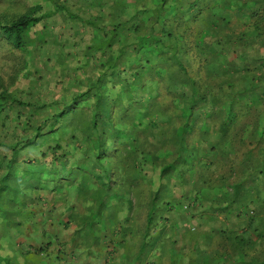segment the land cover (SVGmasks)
<instances>
[{
	"label": "trees",
	"instance_id": "obj_1",
	"mask_svg": "<svg viewBox=\"0 0 264 264\" xmlns=\"http://www.w3.org/2000/svg\"><path fill=\"white\" fill-rule=\"evenodd\" d=\"M135 2L133 13L122 19L126 1H114L107 13L111 17L110 30L98 25L103 18L98 17V23V19L88 21L95 34L82 60L75 58L77 68L74 64H62L61 74L78 79L84 90L80 85L63 88L60 100H44L42 104L9 97L10 108L29 112L34 118L39 116V121H24L23 135L17 136L9 147L10 158L0 160V264H61L72 257H60L66 244L45 231L41 236H51L50 240L45 239L38 247L29 246L27 250L18 238L28 236L30 230L46 229L42 221L44 213L37 211V218L28 207L29 202L40 200L32 191L44 189L46 183H50L56 195L65 190L74 191L76 199L88 202L78 228L72 219L74 214L71 215L76 228L72 240L84 239L99 232L98 226L103 227L117 204L124 201L131 204L130 188L139 187L150 171L149 188L154 185L153 177L159 178L160 185L150 189L153 196L149 203V225L158 200L169 206L161 195L165 191L163 181L179 173L180 166L189 164L196 151L194 145L188 147L193 132L203 134L207 130L206 123L201 124L200 120L208 105L212 107L205 114L207 118L226 115L227 119L216 131L218 141L205 155L216 154L224 163L236 156L238 164H231L232 174L239 175L242 162L254 159L255 146L251 140L264 143V124L260 126L259 121L248 142L245 143L246 136L238 138L248 127L243 124L237 126L228 151L226 144H220L226 137V128L235 122V109H242V97L234 91L245 90L229 85L230 90L225 93L217 80L224 54L221 31L225 30L222 42L225 47L247 37V32L237 26H249L256 37H261L264 0ZM61 10L70 18H77L66 8ZM43 11L42 4L34 2L10 22L0 17V36L23 53H28L30 46L38 50L46 42L45 36L37 32L32 36V31L51 16ZM91 64L92 71L87 72L85 79L80 78L76 72L87 71ZM194 65L198 67L195 70ZM240 66L247 73L256 69L253 64ZM72 71L76 74L73 77ZM203 71L205 82L199 78ZM223 73L228 75L226 71ZM4 94L7 96L8 92L0 93V115L7 103ZM1 146L4 144L0 143ZM37 148L38 156H34ZM25 149L30 150L23 153ZM243 151L247 153L244 157L243 153L238 154ZM258 152L261 154L262 150ZM119 161L125 162L128 171L123 181L114 168ZM29 177L35 179L33 187L27 186ZM240 186L239 182L233 184L236 189ZM11 231H16L18 236H13ZM261 233L264 235V229ZM94 240L98 243L99 237ZM239 241L236 240V245H240ZM76 245V242L72 244L71 249L76 250ZM237 264H264V259L242 257Z\"/></svg>",
	"mask_w": 264,
	"mask_h": 264
},
{
	"label": "rangeland",
	"instance_id": "obj_2",
	"mask_svg": "<svg viewBox=\"0 0 264 264\" xmlns=\"http://www.w3.org/2000/svg\"><path fill=\"white\" fill-rule=\"evenodd\" d=\"M114 1L117 2L0 0V17L4 22H10L15 16L23 14L34 2L41 3L43 12L51 15L42 22V26L32 31V36L35 32L39 36H45L46 42L37 48L38 50L30 46L29 52L23 53L11 47L10 43L0 36V93L5 90L9 95H3L7 98V103L0 115V143L4 144L0 147V160L10 158L9 147L23 135V122L30 119L39 121V116L34 118L28 115L29 112L21 113V109L10 108L12 105L8 102L9 97L35 104L58 99L63 91L58 87L56 92L54 88L58 83L62 64H76L75 58L85 53V44L90 37L85 35L83 41H79L80 37L76 35L74 26L76 19L62 13L61 9L66 8L74 17L92 18L100 12L103 15L110 12ZM125 1L122 19H126L136 9L135 0ZM110 23L111 17L106 20L107 30H110ZM236 28L247 32V37L241 42H233L235 45L232 47H225V44H222L225 30L221 31L224 54L222 53L223 60L219 64L221 73L217 76L225 93L230 90V87H227L229 85L245 90L242 93L234 91L242 97V109H235V122L226 128V137L220 143L222 146L226 144L227 151L238 125L248 126L244 128L241 136L237 135L238 138L246 136V143L250 134L258 128V122L260 121V126L264 124V33L261 37H256V33H252L249 26ZM237 46L239 47L236 48ZM243 63L253 64L256 69L244 72L240 68ZM75 64L74 67L77 68ZM196 68L197 65H194L193 69ZM224 71L228 75H225ZM70 73L71 77L76 75L73 71ZM62 76L69 78L66 73ZM199 78L205 82L204 71L199 74ZM63 82L65 86L68 84L70 88L73 87L72 79ZM259 88L263 90L260 91ZM211 107L208 105L205 108L200 120L201 124L206 123L207 130L203 134L199 131L193 132L189 141L188 147L194 145L196 148L189 164L180 166L179 173L163 181L165 191L161 195L169 206L158 200L148 225L149 203L153 196L150 189L155 190L160 185L159 178L153 177L154 185L149 188L151 185L147 181L150 178L148 171L149 178L147 176L145 181L142 180L143 183L139 187L130 188V205L126 201L120 202L112 216L105 220L103 227L98 226V233H91L84 239H74L78 247L75 250L78 252L76 264H237L242 257L244 260L264 259V235L261 233L264 229V174L260 173V170L264 171V143L251 140L255 146L252 152L255 154L254 159L242 162L239 175L232 174L231 164H238L236 156L224 163L216 154L210 157L205 155L218 141L215 138L216 131L227 119L226 115L207 118L205 114ZM17 112L20 115L18 123L15 118ZM259 150H262L261 154ZM245 151L238 154L243 153L244 157L247 155ZM120 161L114 168L123 181L126 180L128 171H125V162ZM96 171L98 172L97 168ZM238 182L241 186L236 189L233 184ZM65 191L67 193L58 195V200L70 202V209H73L74 214L72 219L74 218L78 228L77 224L85 214L88 202H85V199H76L74 191ZM165 194L168 195L167 198ZM73 230L76 232L75 227L63 230L61 235L71 236ZM11 233L18 236L16 231ZM95 235L99 237L98 243L94 242L97 237ZM236 240H240V245H236ZM66 244L70 247L72 240ZM67 260L70 263L76 261L74 256Z\"/></svg>",
	"mask_w": 264,
	"mask_h": 264
},
{
	"label": "crops",
	"instance_id": "obj_3",
	"mask_svg": "<svg viewBox=\"0 0 264 264\" xmlns=\"http://www.w3.org/2000/svg\"><path fill=\"white\" fill-rule=\"evenodd\" d=\"M95 15L96 16H94L92 18L90 16L87 18H84L82 16L75 18L76 22H75L74 26L76 27V31H77L76 35H78V37H80L79 41H81V40L83 41V39H84L83 37L85 35H88L90 37L89 40L87 41V43L85 44V48H84L85 51H86L87 47L90 45V43L93 39V36L95 34L93 27L91 25H89L87 22L88 21L93 22L92 19H98L97 20V23H98V21H99L98 17L103 18V20H101V22H99V24H98L101 28H103V27H106L105 26L106 20H108L107 13H105L103 15V13L100 12L99 14H95ZM78 27H79V29H78ZM106 29H107V27L105 28V30ZM83 54H82V56L78 57L80 60H82ZM76 59H75V61H76ZM93 62H94V60H93ZM92 69H93V65L90 68H87V71L78 70L76 73L77 74L80 73L79 77L82 79H85L87 72H91ZM67 79H69V78H66V77L63 78L62 74H59V77L57 78L58 83L55 85L54 90L56 91V88H58V87H60L61 91H63V88H67V87L70 88V85L67 84V86H65L66 84H64V82H63L64 80H67ZM72 80H73L72 85L73 86L74 85H80L79 87L81 89L82 85L79 84L78 79H76V80L72 79ZM58 84H60L61 86ZM84 89L85 88L82 87V90H84ZM77 90H79V89H77ZM59 95H60V97L58 99L53 98L51 100H60V98L63 94H59ZM29 150L30 149H25L23 151V153H26ZM35 150L37 152H35ZM38 151H39L38 148L34 149V153H33L34 156L35 155L38 156ZM23 153H21V154L23 155ZM22 155L20 156V159H23L24 155L23 156ZM39 157H40V155H39ZM38 160H41V159L38 158ZM47 164H49V162ZM46 167H47V165H46ZM35 183H36L35 179L29 177L28 182H27V186L33 187ZM52 189L53 188L50 187V183H46L44 189H37V190L32 191L33 193L38 194V196H40V200L36 199L34 201L29 202L28 207H29L30 211L35 212V215H36L35 217H37V218L39 216L37 211L44 213L43 217H42V221H44V223H46V226H45L46 229L42 231V227H40L35 232L30 230L28 232V236L20 235V237H18V238L22 242V248H25V250H27V247H29V246H39L40 244H42V242H44L45 239H46V241L50 240L51 236H47V237L41 236V234L44 231L46 233L51 234L53 238L58 239L59 242L62 244L68 243L74 237L73 236L74 230H73L71 236H62L61 235V232L63 230L67 231V230H69V228L75 227L74 223H71L72 222L71 215H72L73 209H70V202L65 203V201L58 200V195H56V193ZM32 196L35 197L37 195H32ZM72 243L74 244L75 241L72 240ZM71 245L72 244H70V247H69L66 244V247L63 248L65 250V252L60 253L59 255H60V257H65L67 255L68 256H74L76 261L73 263H70L69 260H66L63 262V264H76L77 263L76 255L78 254V252H76L75 249H71ZM22 251H23V249H22ZM57 264H59V263H57Z\"/></svg>",
	"mask_w": 264,
	"mask_h": 264
}]
</instances>
